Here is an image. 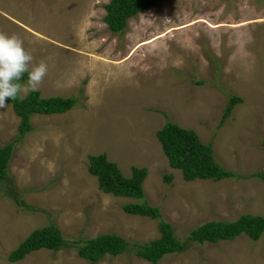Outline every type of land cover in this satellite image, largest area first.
Here are the masks:
<instances>
[{"label":"rangeland","instance_id":"1","mask_svg":"<svg viewBox=\"0 0 264 264\" xmlns=\"http://www.w3.org/2000/svg\"><path fill=\"white\" fill-rule=\"evenodd\" d=\"M109 0H0V32L16 33L48 74L41 96H74L62 113L31 116L16 141L0 189V264H88L83 239L114 233L126 252L95 264H150L135 244L160 236L159 219L123 206L142 199L105 193L88 156L105 153L125 176L145 167L146 202L176 238L211 220L264 217V0H161L127 20L122 34L104 22ZM26 81V80H25ZM24 81V82H25ZM231 95L242 99L222 120ZM211 143L215 161L235 175L184 180L156 132L166 120ZM20 117L0 108V145L18 135ZM172 175L169 181L165 176ZM55 225L69 243L8 255L35 229ZM158 264H264V232L233 240L189 242Z\"/></svg>","mask_w":264,"mask_h":264},{"label":"trees","instance_id":"2","mask_svg":"<svg viewBox=\"0 0 264 264\" xmlns=\"http://www.w3.org/2000/svg\"><path fill=\"white\" fill-rule=\"evenodd\" d=\"M161 0H109L104 5L106 14L104 22L112 32L122 34L126 29L127 20L138 12L144 11ZM27 79L25 74L24 82ZM74 96H41L39 90L29 92L23 99L9 100L17 116L20 117L18 126L19 135L11 142L0 145V189L6 187L12 193L14 200L19 205H25V201L17 196L10 181H7V166L14 143L21 139L25 133L31 130V116L34 113H61L77 103ZM238 96L231 95L224 110L222 120L229 117L233 106L241 102ZM162 151L171 167L178 168L184 180L190 181L197 178L219 180L231 178L235 174L214 159L211 143H203L197 133L191 128L178 125L166 120L157 132ZM89 173L95 175L98 187L105 193L117 196H130L142 199L138 203H129L123 206L124 211L132 214L148 216L159 219L158 227L160 236L143 244H135V255L150 262L158 264L166 254L182 252L189 242H211L220 240H233L241 234L252 239L258 238L264 232V217L252 214H243L233 221L211 220L193 228L187 238L180 242L174 235L172 225L161 220V212L158 207L152 206L144 200L142 182L146 176L145 167H131L130 176H125L117 164L107 159L105 153L89 155ZM264 180V173L255 172ZM172 175H166L169 181ZM69 243L61 236L59 229L52 224L33 230L22 243L8 255L9 261L22 259L27 253L46 248L60 250L69 247ZM128 242L120 235L114 233L100 234L92 238L83 239L77 247V255L87 259L88 264H95L104 255H118L126 252Z\"/></svg>","mask_w":264,"mask_h":264},{"label":"clouds","instance_id":"3","mask_svg":"<svg viewBox=\"0 0 264 264\" xmlns=\"http://www.w3.org/2000/svg\"><path fill=\"white\" fill-rule=\"evenodd\" d=\"M33 61L32 52L18 34L0 32V108H6L9 100L23 99L38 90L49 69L44 60ZM25 74L27 79L21 82Z\"/></svg>","mask_w":264,"mask_h":264}]
</instances>
